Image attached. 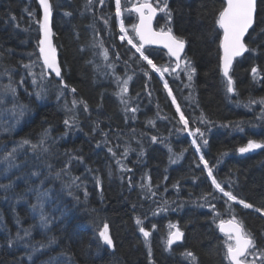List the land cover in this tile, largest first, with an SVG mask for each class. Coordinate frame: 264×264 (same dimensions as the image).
I'll return each mask as SVG.
<instances>
[{"label": "trees", "instance_id": "1", "mask_svg": "<svg viewBox=\"0 0 264 264\" xmlns=\"http://www.w3.org/2000/svg\"><path fill=\"white\" fill-rule=\"evenodd\" d=\"M32 3L36 4V10L39 11L35 0H0V50L4 55L8 53V57L0 55L2 70L5 66L13 65L12 67L17 68L23 62L25 65L32 62L34 50L28 52L26 47L19 45L22 39L11 24V21L19 24L23 33L28 28V33L38 28L26 25L32 19L26 18L24 14L32 13L33 17L36 14L32 10ZM51 3L55 40L60 49L62 66L67 68L65 81L81 93V99L88 101L90 108L95 105L102 92L113 91L117 82L112 71L120 61L123 64L127 62L136 76L137 70L143 74L142 78H138V87L142 84V89L135 100L130 102V107L141 110V116L135 122L131 118L133 113L127 112L134 125L123 124L118 113L124 106L120 109L118 102L106 99L100 108L104 117L90 113V122H93L95 130L90 131L87 127L81 135L72 137L71 132L61 126L65 117V104H47L58 91V84H55L56 91H44L40 98L30 87L23 93L22 99L16 97L20 101V110L13 103L12 106L6 104L10 101L9 93H5L0 85V99L3 100L0 103V157L13 146L12 131L15 132L13 143L27 139L38 144L45 132L49 137L45 145L47 152L40 149L33 151L30 145L24 146L23 158L17 156L16 160L24 168V179L7 191L0 189V264H104L102 259L98 260L93 255L95 250L98 253L104 252L105 258L115 257L118 264H148L151 257L135 234L137 217L147 229L155 225L150 241L153 250L152 264H190V258L186 259L181 255L186 250L197 257L195 264H228L224 247L226 237L217 232L215 213L211 208L208 210L212 225L210 216L202 212L206 206L209 208V204L215 205V211L222 217H230V204L245 227L255 235L258 246L264 248V215L254 209H244L233 202L226 203L227 198L215 190L211 177L208 178L207 170L200 162H197L198 168L194 167L185 173L181 171L183 168L180 171L171 168L175 138L155 130L157 118L154 117L166 116L175 120L179 119V114L169 111L168 96L162 81H158L142 65L141 60L137 59L139 54L135 48L132 58L123 56V49L120 55L122 60H118L112 68L102 70L99 65L102 64L100 56L103 54L99 50L96 53L88 50V39L84 38L83 29L80 28L79 36L75 28L72 29L71 20L76 15L82 18L78 16L81 12L87 15V21L95 18L103 20L101 17H105L113 25L118 19L115 16V0H105L103 6L97 0L91 6L87 4V0H51ZM168 5L172 10L170 26L175 35L186 39L184 55L190 58L196 74L191 87L182 84L187 80L175 81L182 71L175 75L168 74L166 81L177 87V91H173L181 101L182 111L189 118L191 129L199 127L207 134V125L218 123L235 133V136L230 137L225 132H218L210 141L206 138L210 146L203 145L199 137L196 140L208 153L205 154V159L210 166H214L213 175L225 189L229 190L228 184H231L230 190L238 198L264 210V149L245 155L237 154V149L245 146L250 139L264 142V104L259 103L264 99V30L258 32L259 27H264V0H257L256 22L245 38L250 49L255 50L253 45L257 46V52H246L234 63L231 75L237 94L226 93V96V79L219 67L221 30L215 24L224 1L168 0ZM60 12H71L73 17L71 20L63 19L59 16ZM123 17L124 25L133 24L131 17ZM168 26L167 17L160 13L155 21V28L166 30ZM93 37L99 45H106L96 35ZM93 37L91 36L92 40ZM145 54L157 64L173 65L167 54L160 49L147 48ZM38 65L41 73L43 68L40 63ZM253 67L259 70L256 79H253L251 73ZM128 76L124 75L123 78ZM150 80L152 84L147 86ZM14 87L17 90L18 87ZM189 88L193 89L191 96L185 93ZM153 96L157 98V103L153 101ZM186 99L192 105L190 114L185 110ZM253 100L256 103H250ZM202 113L209 123H199L198 118ZM148 114L151 119L154 118L153 128L143 118L148 119ZM193 119L196 120L195 123L192 122ZM237 124L244 130L240 131ZM153 136L157 137L156 142L152 141ZM133 141L136 144L127 147ZM109 147L116 153L115 157L108 152ZM125 149L127 156L123 155ZM141 151L143 155H140ZM73 157L82 158V161ZM121 165L132 171H122ZM215 165L220 169L216 170ZM33 172H39L40 175L33 176ZM2 173L1 167L0 174ZM146 173L151 174L152 191L155 195L146 193L140 187L148 182ZM187 175L189 180H183ZM2 179L0 184H7ZM177 182L178 186L174 187ZM44 193L47 195H42ZM206 193L213 195L202 199ZM38 196H41L39 203L43 205V212L49 220L46 227L40 224V209L32 208V205L38 203ZM161 208L167 210L161 211ZM11 211L13 215L10 214ZM159 211L161 216L158 215ZM166 217L171 218L169 221L180 224L179 227L184 232L182 242L172 246L169 251L164 242L163 221ZM105 222L109 225L114 242L112 249L105 247L98 236V231ZM156 228L159 230L155 231ZM25 230L29 232L28 236L24 235ZM52 231L59 232L60 237ZM17 234L23 239L9 247V239L15 241ZM53 240L54 243H49Z\"/></svg>", "mask_w": 264, "mask_h": 264}, {"label": "snow or ice", "instance_id": "2", "mask_svg": "<svg viewBox=\"0 0 264 264\" xmlns=\"http://www.w3.org/2000/svg\"><path fill=\"white\" fill-rule=\"evenodd\" d=\"M94 0H87V4L91 6ZM100 6L105 4V0H97ZM40 7L43 10L42 19L37 21L39 24V32L41 33V37L38 40V50H39V58L42 59V68L43 71L39 74L40 79L44 80L47 76H50L52 73L55 74V77L59 79V91L57 99H60L64 96V89H68L69 85L64 82L62 76V68L57 60L56 48L52 43V29L50 27V18L52 15V3L51 0H38ZM131 3V0H125L124 4H122V0H115V16L121 17L122 11H134L139 15V24L133 25V31L135 32L136 37L138 38L139 43H134L133 38L127 35V29L124 27L123 21L120 23V31L124 33V35L120 36V39L123 41L127 38L128 44L132 45L135 48L136 53L139 54L138 60L145 61L148 66H150L151 70L156 73H160L163 75L165 72L175 73L179 69L182 71L189 81L185 87H191V82L196 74V68L193 66L190 58L186 55H183L184 49L186 46V39L183 37H179L173 33L171 25L172 21V10L169 8L168 0H138L136 4H133L131 8L128 7V4ZM90 10V9H89ZM158 13H163L167 17L168 27L161 28L159 31H155L152 27L153 19L156 17ZM256 14H257V0H225L224 6L218 12L217 18L215 20V24L218 26L220 30H222V37L219 40V48L222 52L220 55V64L219 67L222 71L223 77L226 78V92L229 94H237V90L235 88V81L233 76L231 75L233 61L235 58L242 56L244 53L249 51H255L254 49H250L248 44L245 42L246 34H249V29H253V25L256 22ZM30 15H33L30 13ZM65 15L70 16L71 12H65ZM15 19V17H13ZM101 19H104L101 17ZM104 23L107 25L108 20L104 19ZM151 44H162L164 48L168 50V54L170 57L175 58V67H172L171 64L168 66H158L153 62L152 59H149V55L145 54V45ZM95 46V45H93ZM102 47V44L100 45ZM104 59L108 60V50L104 49L103 52ZM117 58L118 55H117ZM181 65L183 67L181 68ZM26 69H31L33 67L32 64L24 65ZM109 68H112L113 65L109 64ZM251 73L253 75V79H256L259 76V70L257 67H253L251 69ZM30 75L36 76L35 73L30 71ZM145 75H148L145 72ZM132 77L128 76L127 79L121 80L119 77H116L118 91L115 95L119 98L120 103L124 106V111L133 113L132 119H135V113L139 110L138 107H130V97H129V81H131ZM23 83V80H21ZM33 84H37V80L34 78L32 81ZM164 88L168 89V95L172 97V103L176 106V112L179 114V123L183 125L182 129L179 131H188L189 135H192L194 139L192 140L193 146L197 152H200L201 145L197 143L195 137H199L202 141L203 145L208 144V140L205 137V131H202L201 128L196 127L194 129L189 128V118L184 115V112L181 110L180 105L177 103L175 96L172 95L171 89H169L167 81L164 82ZM45 89H41V91L36 93V96L40 98ZM71 93H76V88H70ZM4 92H10L13 96L16 93V88L12 87L11 84L5 86ZM139 95V94H137ZM151 95V93H149ZM0 103H3V100L0 99ZM250 103H256V101H250ZM260 104H264V99L259 101ZM82 106V109L85 113L89 112V105L83 99L77 100L73 99L71 101V107L68 106V103L65 102L66 112L70 115L64 119L63 123L67 129L78 128L79 127V113L77 111L78 107ZM21 115L23 111L21 110ZM199 123L206 124L209 123L204 117L203 113L198 118ZM196 122L195 119L192 121ZM149 124L154 126V121L149 120ZM98 127V124H97ZM236 127L243 131L244 129L240 127V125H236ZM95 130V129H94ZM67 135V133H65ZM107 135V134H105ZM47 132L44 133V137L39 141L38 144H33L30 140L24 139L19 145L13 148L11 151L7 152L2 158H0V163H6L8 169L18 168L19 165L16 163L17 160V151L19 149H23L25 145H30L33 151L37 149L42 150L43 152H47L48 148L44 147L46 142ZM153 142H156L157 137L153 136ZM99 146V145H98ZM256 149H264V142H259L254 139H250L244 147L239 149L240 153H246L249 151H253ZM171 151V149H169ZM108 152L111 153L114 157L116 153L113 151L111 147L108 148ZM124 156H127V149L123 153ZM140 155H143L141 151ZM74 159L82 158L73 157ZM200 163L203 164L204 169L207 170V174L211 177V183L214 186L215 190L222 193L223 197H226V203L233 202L237 205H241L244 209H254L256 212L264 215V210L260 208H255V206L251 203L246 202L243 199L238 198L237 195L231 191V184H228V189L219 182L215 176L213 175V167L210 166L209 162L204 158L203 155L199 157ZM175 163V160L172 161ZM119 164L120 161L118 160ZM199 167V164L197 165ZM122 171L131 172V169L125 168L121 165ZM33 176H39V172H33ZM59 175V173L57 174ZM165 179H167L165 177ZM129 185L131 186V177L128 178ZM97 185L100 184L99 177L96 178ZM178 186L174 185V187ZM11 187V184H0V189H4L7 191ZM141 189H143L146 193H150L151 195H155L152 191L153 185L151 183V178H148V182L140 185ZM42 195H47L44 193ZM87 195V193H85ZM213 195L212 193H206L202 196V199H207L208 196ZM213 198H215L213 196ZM41 196L37 197L38 203L32 205L33 210L37 208L40 209V224L43 227H46L49 223L47 216L43 212V205L39 203ZM167 203V202H165ZM135 207V205H133ZM209 207L215 213L214 222L219 219L218 228L219 230L225 234V259L228 261V264H264V248H261L257 244V240L254 234H252L244 225L243 221L239 219V217L235 214L234 210L231 208L229 204V215L230 219L227 221L224 219H220V213L215 211V205L209 204ZM166 208H161V211H166ZM155 214V213H154ZM136 224L139 226V232L142 233L144 237V241L146 246H148V255L151 257V248L149 244V238L151 236V231L146 229L143 226V221L137 217ZM155 228V225H153ZM170 231L167 234L166 246L168 250H171V247L174 243L178 241H182L184 237V233L180 230L178 225L169 224ZM25 236L29 235V232L25 230ZM99 239L102 241L103 245L108 246L109 248L114 247V242L112 236L109 232L108 223H103L102 228L98 231ZM23 239L17 234L16 240L9 239L8 246L12 247L14 243ZM49 243H54L53 241H49ZM186 259L190 258V264H195L197 261V257L191 251L186 250L181 254ZM31 258V257H30Z\"/></svg>", "mask_w": 264, "mask_h": 264}, {"label": "bare ground", "instance_id": "3", "mask_svg": "<svg viewBox=\"0 0 264 264\" xmlns=\"http://www.w3.org/2000/svg\"><path fill=\"white\" fill-rule=\"evenodd\" d=\"M35 1L37 3L38 8H39V11H38V10H36V4L35 3L31 4L32 8H33L32 9L33 12L36 13V14H34L35 17H33V15H30V13H26L24 15H25L26 18L32 19V21H29V22L26 23V25H28V27H30L32 25L31 28L32 27H38V28H36L35 30H33V31L29 32V33H28V30H29V28H28V29L24 30V33H23L20 25L19 24L16 25V24L12 23V21H11L12 27L14 29H16V32L20 35V38L22 39V42H20L19 45L21 47H26L28 52H31L32 50H34V55L31 58L32 62H27V64H32L33 67L30 70L26 69L24 67L25 62H23V64H21L17 68L16 67L15 68L12 67L13 65H11L9 67L5 66L4 70H2V68L0 69V85L2 86V88L4 89L5 86H7L9 84H11L12 87H14V86L18 87L17 90H16L18 94L15 93V95L13 96L12 94H10V92H8L9 93L8 98L10 99V101H7L6 104L12 106V103H13L15 108L16 109L19 108V110H20L21 105L19 104L20 103L19 99H16L17 96H19L22 99L23 93L26 92L30 87L32 89H34L36 92L41 91L42 88L45 89V91H48V92L51 91L50 89L56 91L55 84L59 85V79H60L58 77H55V75H53V74H51L50 76H47L44 80L40 79V75H39L40 74V72H39L40 67H39L38 64L40 63L42 65V59L39 58L38 40L41 37V33L39 32V24L37 23V21L42 19L43 11H42V8L40 7L39 3H38V0H35ZM78 14H79L78 16L82 17V18H78V17H76L77 16L76 15L71 20V18L73 17V14L68 16V15H65V13H61V12L59 13V16H61L63 19H66V20L70 19L71 23L73 22V25H71V26H72V29L75 28V32H77L76 33L77 36L80 35V28L84 30V33H85V37L84 38L88 39L87 42H86V46H87V48H88V50L90 52L96 53V51L99 50V52L101 54H103L104 49L108 50V60L104 59V55L100 56L101 59H102V64L99 65V67H101L102 70H104L106 67H108L109 64L113 65L118 60H122L120 55H121V52L123 51V49L125 50V53H124L123 56L127 57L128 59L132 58V55H133L132 51L134 52V50H133L134 48L132 47V45L128 44L127 38L125 40H123V41L120 39V36L124 35V33H121L120 25L118 23L123 21L124 17H121V18H118L117 20H115V22H113V25H110L111 24L110 22H108V24L106 25L104 23V19H107V18H105V17H104L103 20H99V19L95 18L92 21H87V19H86L87 15L86 14H84L82 12L78 13ZM52 17H53V9H52ZM132 22L133 23L135 22V18L132 19ZM136 23H137V20H136ZM136 23H135V25H136ZM71 26H70V28H71ZM51 29H52V33H53L52 43H53V45L56 48L57 60H58V63L60 64V66L62 68V76H63L64 82L67 83L65 81L66 77H67V68L65 66H62V63H61L60 49H59L58 44L56 43V40H55L54 25L53 26L51 25ZM261 29L264 30V27L263 26L259 27L258 32H260ZM130 31H132V30L131 29L127 30V35L133 38V42L134 43H139L138 38L135 35V32L132 31V34H131ZM93 35H96L100 41H104V43L107 46L103 45L101 47L97 42L94 41ZM91 36L93 37V40L91 39ZM253 43L257 44L258 42H253ZM93 45H95V46H93ZM108 46H109V48H108ZM253 46H254L255 51H256L257 50V46L256 45H253ZM0 55L8 57V53L4 55L1 52V50H0ZM117 55H118L119 58H117ZM244 55H245V53L242 56L237 57L235 59L234 63H236V61L239 60L240 58H242ZM149 59H151V58H149ZM122 62L120 61L118 67H116V69H114L112 71V73L114 74L113 78L116 80V77H119L121 80H123V79H127V78H123L124 75H129V76L132 77L131 81H129V97L131 98L130 102H132L133 100H135V97L138 96L137 95L138 92L142 89L141 88L142 84H141L140 87H138V78H142L141 75H143V74H142V72L139 73V71L137 70V76H136V74H135V72H133L131 66L127 62H125V64H123ZM141 62H142V65H145L150 70L152 75L156 79H158V81L161 80L162 84L164 85V82L166 81V77L170 73L165 72L163 75H161L160 73L153 72L151 70L150 66H148L145 61L141 60ZM154 63L157 64L156 62H154ZM234 63H233V65H234ZM11 64H13V63H11ZM157 65L158 66H168L166 63H160V64H157ZM172 66L174 67V65H172ZM181 68H182V66H181ZM30 71L32 73H35L36 76L34 77L33 75H30L29 74ZM179 71L180 70L178 69L177 72L172 73V74L175 75V74L179 73ZM34 78L37 80V84H33L32 83ZM21 80H23V83H21ZM182 80H187L188 81L187 76L183 72H181L175 78V81H180L181 82ZM187 81H186L185 84L184 83H182V84L185 86L187 84ZM150 84H152L151 80L148 82L147 86H149ZM68 85H69V88L63 90L64 91V96L63 97H61L60 99H57L58 91H59V89H58L56 94H54L50 98V100H49V102L47 104H52L54 106V105H56V103L65 104V102H67L68 106L71 107V101L74 98L77 99V100H80L81 99V93H79L78 91H76V93H71L70 88H72L74 86L71 83H69ZM168 86H169V89H171V91H172V95L175 96L176 95L175 91H177V89H176L177 87H173V85H171L169 82H168ZM178 86L182 87L180 85H178ZM173 90H175V91H173ZM117 91H118V87H117V84H116L114 86V89H113L112 92H110V91H107L106 93L102 92L99 95L95 105H91L90 106L88 113H85L83 111V109H82V106H79L78 109H77V111L79 113V127L78 128L67 129L65 127L63 121L70 114L67 113L66 109L64 108V116L65 117H64L63 121L61 122V126L64 127V129L66 131H70L72 137L81 135L83 130H84V128L88 127V130H90V131L93 130L95 127L93 125V122L92 121L90 122V116H91L90 113L92 112L93 115L97 116V117L98 116L99 117L100 116L104 117L105 114L103 112H101V109H100L101 107H103L104 100L107 99V100L118 102L117 105L120 106V109L123 108V105L120 103L119 98L115 95V93ZM164 91H165L166 95L168 96L169 103H167V106L169 108V111L175 113L176 112V106L172 103V97L168 95V89H164ZM190 92H193L192 88H189L187 91L185 90V93H187L188 95L191 96ZM226 93L227 92H226V84H225V86H224V94H225V96H226ZM1 95L3 96V93H1ZM175 98H176V101L180 105V108L182 110V105H181L180 99L178 98V96L177 97L175 96ZM153 101L155 103L158 102V100H157V98L155 96H153ZM86 102H88V101H86ZM47 104L45 103V105H47ZM191 106H192L191 103L188 101V99H186V102H185V108L186 109L185 110H186L187 114H190V109H191L190 107ZM188 111H189V113H188ZM119 112H120V114L118 113V115L122 119L121 122L123 124L130 125L132 123V120H130V118L128 117L127 113L124 111V109L119 111ZM18 113H19V111H18ZM18 113H16V114H18ZM140 113H141V110H139L136 113L135 122L140 119V116H141ZM176 114H178V113L176 112ZM143 118L145 120V123H147V125H149L150 128H153V127H152V124L148 123V119L149 120H153L154 118H157V121L155 122V126L156 127L154 129L155 130H159L161 133H163V134H165L167 136H173L175 138V144H174V147L172 148V152H173L172 157H173V160H175V163H173V162L171 163V168L172 169L174 168L175 170L178 169V171H180L183 168L181 170L183 173L189 172L194 167L198 168L197 167V165H198L197 162H200V160H199L200 155H203L204 158H206V155L208 153H206L203 150L202 147L200 148V152H197L196 149H195V146H193L192 140L194 139V137L192 135H189L188 131H179V129L183 128V125L179 123V119L172 120L171 118L166 117V116H161V117L157 116V117H154V118L151 119L149 114H148V119L145 118V117H143ZM119 124L123 126V124H121V123H119ZM132 125H134V122L131 124V126ZM189 128H190V126H189ZM207 128H208V133L205 134L204 138H208L209 141H210V138L213 137L218 132H223V133L225 132L228 135H231L230 137L235 136V133L232 132L229 128H223V126L221 124H218V123H212L211 125L208 124ZM11 136H12L11 145L13 144V146H12V148L9 147V151H11L13 148H15V147H17L19 145V143H15V142L13 143V139L15 137V132L14 131H12ZM48 139H49V137L47 136L46 137V142L44 144V147H45V145H47ZM195 139H196V137H195ZM209 141H208V145L210 146ZM134 143L135 142L133 141L127 147L132 146ZM242 147H244V146H242ZM240 148L241 147H239L237 149V154H239V155L247 154V153H240L239 152ZM24 151H25V147L23 149H19L17 151L16 155L20 156L21 158H23V155L25 153ZM2 157L3 156H1L0 158H2ZM17 164L19 165L18 168L8 169L6 163H0V166L3 169V173L0 174V180L3 178L2 179L3 182H6L7 184H11V187L19 184V182H21L24 179V175H25L24 168H22L21 164H19V163H17ZM1 167H0V169H1ZM215 169L219 170L220 168H218V166L215 165ZM146 176L151 178V174H149V173H146L145 177ZM207 176H208V174H207ZM208 178L210 179L209 176H208ZM151 180H152V178H151ZM183 180L188 181L189 180V176L188 175L185 176V178ZM199 182L203 183V181L201 179H199ZM209 209H210V207L207 208V206H206L205 209H202V212L203 213H207L208 216H210V219H211L210 221L212 222V225H213L211 214L208 211ZM160 213L161 212L159 211L158 215ZM10 214L13 215V212L11 211ZM158 215H157V217L161 216V214L159 216ZM170 219L171 218L166 217L163 222L167 223V222H169ZM220 219H224V220L227 221L228 219H230V217H222V216H220ZM172 222L174 224L178 225V227L180 226V224H177L174 221H172ZM218 223H219V219L215 222V226H216L217 232L220 235L225 237V234L222 233L219 230V228L217 226ZM148 230L151 231V236L149 238V244H150V241L152 240V236H153L152 235V230H154V228H150ZM155 231H157V228L155 229ZM52 232H54V231H52ZM54 233L57 236L60 237V233L59 232H54ZM135 234L139 238V240H141L143 249L146 250V253H148V250H149L148 246H146V244H145L144 237H143L142 233L139 232V226L138 225H137V228L135 230ZM150 248H151V258L149 259L150 262H148V264H152V262H153V260H152V258H153V252L152 251L153 250H152L151 246H150ZM108 249H110V248H108ZM93 255L98 260L102 259V261L105 262L104 264H118L117 261H116V258L113 257V256H107V258L103 257V256H105L104 252L103 253L102 252L98 253L97 250H95Z\"/></svg>", "mask_w": 264, "mask_h": 264}, {"label": "rangeland", "instance_id": "4", "mask_svg": "<svg viewBox=\"0 0 264 264\" xmlns=\"http://www.w3.org/2000/svg\"><path fill=\"white\" fill-rule=\"evenodd\" d=\"M123 1V4H124V2H125V0H122ZM138 2V0H131V3L130 4H128V7H130V6H132L133 4H136ZM130 14H132V16L130 15ZM123 16H125V17H131V19H134L135 18V22L132 24V25H130V26H124L127 30H129V29H131V30H133V25H135V23H136V20H137V17H136V15L135 14H133L131 11H122V15H121V17H123ZM254 26V25H253ZM251 29H249V31H250ZM248 35V34H247ZM246 35V36H247ZM221 37H222V30H221ZM246 38V37H245ZM185 49H186V46H185ZM220 52H221V50H220ZM182 67H183V65H181ZM173 67V66H172ZM223 75V74H222ZM225 78V77H224ZM259 150V149H258ZM169 224H174L172 221H169V222H167V223H165V225H164V233H165V238H164V242H165V244H166V240H167V234H168V232L170 231V229H169ZM157 230H159V228H157ZM167 247V246H166ZM167 250V249H166ZM169 251V250H168Z\"/></svg>", "mask_w": 264, "mask_h": 264}, {"label": "water", "instance_id": "5", "mask_svg": "<svg viewBox=\"0 0 264 264\" xmlns=\"http://www.w3.org/2000/svg\"><path fill=\"white\" fill-rule=\"evenodd\" d=\"M224 1V3H225V0H223ZM132 7V6H131ZM130 7V8H131ZM43 11V10H42ZM133 13H135V15H136V17H137V23H136V25H138L139 24V15L136 13V12H134V11H132ZM159 14V13H158ZM158 14L156 15V17L153 19V22H152V27H153V29L155 30V31H159V30H156L155 28H154V22H155V20H156V18H157V16H158ZM51 25H52V15H51V18H50V27H51ZM247 35V34H246ZM246 37V36H245ZM146 47H152V48H158V49H162V50H164L167 54H168V50L166 49V48H164L163 47V45L162 44H151V45H145V48ZM184 53H185V49H184ZM184 53H183V55H184ZM221 55H222V52H221ZM168 56H169V54H168ZM170 57V56H169ZM174 62H175V58H173V57H170ZM236 59V58H235ZM235 61V60H234ZM234 61H233V63H234ZM53 75H55L54 73H52ZM257 150V149H256ZM253 151H255V150H253ZM249 152H252V151H249ZM249 152H246V153H249ZM182 241H178V242H176V243H174L172 246H174V245H177V244H180ZM106 246V245H105ZM106 247H108V246H106ZM109 248V247H108ZM110 249H112V248H110Z\"/></svg>", "mask_w": 264, "mask_h": 264}]
</instances>
